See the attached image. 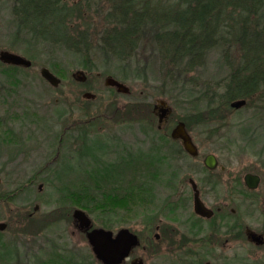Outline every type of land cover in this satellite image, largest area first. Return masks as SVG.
I'll return each mask as SVG.
<instances>
[{
  "label": "rangeland",
  "instance_id": "1",
  "mask_svg": "<svg viewBox=\"0 0 264 264\" xmlns=\"http://www.w3.org/2000/svg\"><path fill=\"white\" fill-rule=\"evenodd\" d=\"M61 1L68 13L64 20L68 33L63 39L52 41L47 39L53 33V27L48 26L49 18L37 22L30 8L17 17L14 12L19 13L29 4L24 0H0V51L31 61L30 67L14 69L12 79L8 78L11 68L0 61V223L6 224L0 231V244L17 242V256L11 264H101L85 233L76 227L72 218L73 210L81 209L95 228L113 233L126 228L136 233L141 245L135 254L143 255L145 264H186L170 257L165 259L161 254L164 253L162 245L155 242L148 252L143 251L145 233L149 229L148 233L153 236L155 225L165 220L162 216H171L167 221L169 218L173 222L188 221L186 217L192 207L189 178L198 183L202 200L207 204L211 197L213 201L222 197L232 174L259 172L264 178V85L248 100L244 99L246 104L239 109L231 108L230 103L243 98L223 101L215 112L205 108L209 102L220 103V95L231 74L227 62L236 69L242 62L243 50L234 40V31L226 45L205 50L195 62L188 53L177 57L168 55L173 49L165 45L161 36L166 30L175 29L172 19L186 4H192V0L139 1L130 6L128 17L141 13V22L131 19L123 24H119L123 16L119 10L127 7L119 0ZM226 11L229 13V9ZM224 20L228 26L231 19ZM58 27L63 28L61 24ZM127 27L134 31L135 48L126 49L127 55L119 60L103 41L110 32L121 29L123 33ZM42 68L61 79L58 86H52L40 75ZM78 71L83 72L84 82L73 77ZM109 77L126 85L129 92L124 94L106 85ZM85 93L94 97L88 99ZM159 101H165L171 109L165 129L160 131L152 112L153 105ZM60 113L63 114L59 117ZM179 121L186 124L198 148L195 160L170 137V131ZM88 123L93 124L90 136L98 134L111 145L107 162H116L121 157L127 161V152L136 155L139 149L153 156L157 153L159 162L177 158L175 165L180 169V176L176 196L170 199L165 187L150 181L153 186L150 202L148 193L140 186L149 183L150 170L144 169L145 174L142 170L124 174L115 186L122 192L127 191L125 199L106 196L109 190L105 185L91 210L79 207L78 203L56 208V194L48 184L52 175L47 169L56 168L62 154L73 159L83 153L78 129ZM245 129L250 132V141L243 139ZM61 138L65 140V147L59 142ZM209 154H214L230 169L229 178L223 176L226 187L211 197L201 182L205 177L202 160ZM74 179V176L69 178ZM22 186L30 189L10 197V192ZM258 192H264V183ZM166 199L182 206L177 214L166 213ZM47 200L50 204H45ZM53 252L58 257L52 258Z\"/></svg>",
  "mask_w": 264,
  "mask_h": 264
},
{
  "label": "trees",
  "instance_id": "2",
  "mask_svg": "<svg viewBox=\"0 0 264 264\" xmlns=\"http://www.w3.org/2000/svg\"><path fill=\"white\" fill-rule=\"evenodd\" d=\"M24 1V3H28L29 5L19 13L14 9V13L17 17L19 14V17L23 16L30 8L33 11L31 16L36 18L37 22L48 20L49 18L50 23L48 26L49 28L53 27V29H51L53 33H49L51 35H48L47 39L58 41L63 39L64 34L67 35L68 28L67 25L64 24V20L68 16V13L65 11L66 6L63 1ZM48 1H51L50 4ZM119 1L124 3L123 5L127 7L122 9V11L119 10L120 14L123 15L121 17L122 21L119 24H123V21L130 22L131 19L134 22H141V13L137 14L136 17L134 15L128 17V11H130L131 5L145 0ZM192 1V4H186L183 10L181 12L179 11L172 19V22L176 26L175 29L166 30L161 36V38L165 39V45L173 49L172 52L171 50L167 52L168 55L171 54L172 57L173 55L177 57L184 53H188L190 54L191 61L195 62V59L200 56L202 52H205V50L214 48L220 44L222 46L226 45V42L231 35H234L233 32L235 31L234 40L243 50L241 53L242 62L236 69L232 68V63L227 62L231 74L228 82L225 83L224 93L220 95V103L215 104V102H209L205 105V108L209 110V112H215L220 109L223 101L229 102L237 98L248 100L254 92L258 91L259 88L264 85V0ZM227 9H229V13H227ZM110 14L109 16H111ZM225 17L231 19L228 26L225 25ZM58 24H61L63 28H59ZM220 30L222 31L219 35L218 32ZM133 34L134 31L129 27H127L126 30L124 29L123 33H121L120 29L119 32H110L106 35L103 43L106 48L116 54L117 59L123 60L125 55H127V50H134L135 48V40L132 38ZM161 44L163 45L162 39ZM178 44L179 46L175 47ZM9 67L11 70L8 78L12 79L14 76L13 71L18 68V66L9 65ZM125 72H127V70ZM197 110L202 111L201 108ZM62 114L63 113H60L59 117ZM92 125L93 124L88 123L87 125H81L80 129H78V134L82 140L80 145V147L83 148L82 154H79L73 159H69L65 154H62L56 164V168L47 169L50 170L52 175L51 179L48 180V184H50V187L52 186L53 193L56 194L54 198L57 202L56 208L70 207L78 203L79 207L91 210L99 200L96 197L102 192L105 185L108 186L107 188L109 190L106 196L110 194L112 198H119V200L128 197L127 191L122 192L116 189L115 186L120 182V175L122 173L126 174L124 169L127 167L130 169V166H126V162L123 163V157L119 158L116 162L106 161V156L111 149V145L108 140L102 138L98 134L92 135L93 137L90 136V132L93 130ZM248 129L242 131L243 139L246 141L251 140L249 139L250 132ZM55 137L56 140H58L59 136L56 135ZM59 142H62L63 147H65L64 139H59ZM139 152L140 153L136 155L130 153V151L127 152L128 159L133 161L137 156L144 155L142 158H144L143 160L145 161H149V167L153 162L159 160V155L157 156V153L153 156V154L142 151L141 149H139ZM71 176H74V181L69 180ZM149 183L144 182L140 186L144 187V190H146L144 192L148 193L146 197L151 202L153 198V189L151 183ZM24 188L25 187L22 186L10 192V197L16 195V192H20L21 190H26V192H28L30 189ZM50 198H52L51 195ZM77 198L79 199L78 201L76 200ZM132 198H134V192L132 193ZM75 200L77 202H75ZM45 204H50V202L47 200ZM0 241H2V238H0ZM16 243V241H3V244H0V264H11L13 262L17 256ZM57 253L53 252L51 257H58L59 253ZM60 263H62L61 260Z\"/></svg>",
  "mask_w": 264,
  "mask_h": 264
},
{
  "label": "flooded vegetation",
  "instance_id": "3",
  "mask_svg": "<svg viewBox=\"0 0 264 264\" xmlns=\"http://www.w3.org/2000/svg\"><path fill=\"white\" fill-rule=\"evenodd\" d=\"M162 111L159 103L153 105L152 112L157 117V130L159 131L165 129L164 123H167L171 115L169 113L159 124V114ZM176 141L180 145L179 149H183L180 140ZM171 153L174 154V152ZM212 155L215 161L213 168L205 165V157L202 160L205 177L201 178V182L207 187L209 197L215 196V193L224 189L227 180L231 182L227 183V189L222 197L215 201L211 197L210 203H205L202 200L198 183L193 178H189L192 207L190 214L186 217L188 221L173 222L171 218L167 221L166 218L171 216L160 214L165 220H160L155 225L156 232L153 236L148 233L149 229L147 230L144 236L146 244H142L141 249L148 252L151 243L155 242L162 245L161 249L164 253L161 254L165 259L170 257L173 261L186 264H264V192H258L259 187L264 183V178L259 172L243 171V174L238 172L232 174L231 179L225 180V176L229 178L230 169L214 154ZM143 156L139 155L133 161L129 159L124 161L126 166H130V169L129 167L124 169L125 173L131 174L142 170L145 174V170L148 169L150 170L148 180L155 186L160 184L161 187H165L168 192L167 197L170 199L175 197L180 176V169L175 165L177 158L169 157L161 162L156 160L157 162H153L149 167V161L143 160ZM189 157L197 159V157ZM123 175L122 173L120 177ZM247 175L251 176L248 181L246 180ZM190 181L196 186L199 199L208 210L206 216L195 211L194 189ZM176 201H164L166 213L177 214L176 212L182 206L177 205ZM147 227L150 228V225ZM137 237L139 245L131 250L122 264H145L144 256L135 254V249L141 245V240L138 235Z\"/></svg>",
  "mask_w": 264,
  "mask_h": 264
},
{
  "label": "water",
  "instance_id": "4",
  "mask_svg": "<svg viewBox=\"0 0 264 264\" xmlns=\"http://www.w3.org/2000/svg\"><path fill=\"white\" fill-rule=\"evenodd\" d=\"M0 61L4 64L30 67L31 61L18 54L9 51H0ZM40 75L52 86H58L61 82L55 74H53L49 69L42 68ZM73 77L79 79L80 81L85 80L83 72L78 71ZM106 85L115 87L117 91L121 93H128L129 89L126 85L114 78H106ZM86 98H93L94 95L91 93H85ZM161 105L162 113L159 114V124L162 122L163 118L171 113V109L166 105L165 101H159ZM246 100L239 99L232 101L230 107L234 109H239L245 106ZM159 107V106H157ZM170 137L174 140H180L184 151L191 157H197L198 148L194 144L189 132L186 129L184 122L179 121L170 132ZM205 165L209 168H213L215 165L214 156L209 154L205 157ZM251 176L247 175L246 180L248 181ZM256 181V180H255ZM191 185L194 189V207L195 211L203 216L208 214V210L203 205L199 199V194L196 186L192 181ZM255 187V185H252ZM40 188V187H39ZM37 210V206L35 207ZM72 218L75 222L76 227L85 233V237L95 258L101 264H122L125 261L131 250L139 245V240L136 234L129 231L126 228L120 229L117 233H113L111 230H106L103 228H95L92 225V221L89 216L81 209H74L72 213ZM6 227L5 223H0V231Z\"/></svg>",
  "mask_w": 264,
  "mask_h": 264
}]
</instances>
